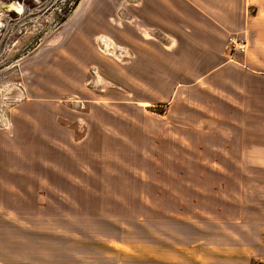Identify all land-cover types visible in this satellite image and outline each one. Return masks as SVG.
<instances>
[{"label":"crops","instance_id":"crops-1","mask_svg":"<svg viewBox=\"0 0 264 264\" xmlns=\"http://www.w3.org/2000/svg\"><path fill=\"white\" fill-rule=\"evenodd\" d=\"M115 1L121 0L84 2L62 29L59 43L37 50L36 60L43 61L37 68L46 71L40 81L49 92L47 101L67 94L134 110L127 116L139 120L144 143L139 150L154 154L148 168L172 172L175 177L166 178L188 186L187 201L203 205L192 220L186 217L193 228H185L183 264H264V201L249 198L244 206L241 178L264 176L258 166L264 161V0H129L121 8L134 28L109 32ZM93 22L103 29L91 35ZM102 37L106 54L95 48ZM229 38L245 39V49L228 52ZM92 64L97 91L70 89L78 75L88 81ZM17 132L0 131L2 224L16 223L11 214L24 218L25 195L31 191L34 143ZM179 156L203 157L198 179L178 173L193 170L189 163L178 166ZM148 180L154 188L168 184L153 174ZM255 202L262 207L259 215Z\"/></svg>","mask_w":264,"mask_h":264},{"label":"rangeland","instance_id":"rangeland-1","mask_svg":"<svg viewBox=\"0 0 264 264\" xmlns=\"http://www.w3.org/2000/svg\"><path fill=\"white\" fill-rule=\"evenodd\" d=\"M77 1L4 0L22 5V17L17 12L0 13V131L14 135L18 130L21 139L34 143L29 152L34 166L25 216L11 214L16 223H0V264H183L185 228H193L185 224L186 217L192 220L203 205L187 201L188 186L166 178H174L172 172L148 168L154 154L139 150V120L127 116L125 108L67 94L62 97L61 91H53L59 94L54 98L58 101H47L49 92L40 81L46 71L37 68V50L59 43L62 29L84 2L102 0ZM115 2L109 32L134 28L130 14L121 8L129 0ZM88 21L91 26L90 17ZM94 24L91 35L103 29L102 23ZM103 39L96 41L95 48L106 54ZM51 55L46 58L53 59ZM93 65L87 82L78 75L69 88L97 91ZM58 107L66 109L65 114L51 113ZM86 141L93 148H82ZM179 158L178 166L189 163L193 170L178 173L198 179L196 167L203 157ZM48 162L53 168L46 172ZM258 166L264 167V161L258 160ZM149 173L168 184L154 188ZM241 178L246 185L243 205L250 203L249 198L264 201V176L242 174ZM262 207L258 205L256 215Z\"/></svg>","mask_w":264,"mask_h":264},{"label":"water","instance_id":"water-1","mask_svg":"<svg viewBox=\"0 0 264 264\" xmlns=\"http://www.w3.org/2000/svg\"><path fill=\"white\" fill-rule=\"evenodd\" d=\"M16 3H10V4H5L4 0H0V13H14L17 12V17H22V5L20 7H16Z\"/></svg>","mask_w":264,"mask_h":264},{"label":"built area","instance_id":"built-area-1","mask_svg":"<svg viewBox=\"0 0 264 264\" xmlns=\"http://www.w3.org/2000/svg\"><path fill=\"white\" fill-rule=\"evenodd\" d=\"M246 46L245 39L238 38H229L228 40V49L230 53H234L235 51L244 50Z\"/></svg>","mask_w":264,"mask_h":264},{"label":"trees","instance_id":"trees-1","mask_svg":"<svg viewBox=\"0 0 264 264\" xmlns=\"http://www.w3.org/2000/svg\"><path fill=\"white\" fill-rule=\"evenodd\" d=\"M77 2H79V0H78ZM77 2H76V3H77Z\"/></svg>","mask_w":264,"mask_h":264},{"label":"bare ground","instance_id":"bare-ground-1","mask_svg":"<svg viewBox=\"0 0 264 264\" xmlns=\"http://www.w3.org/2000/svg\"><path fill=\"white\" fill-rule=\"evenodd\" d=\"M106 45H108V43Z\"/></svg>","mask_w":264,"mask_h":264}]
</instances>
